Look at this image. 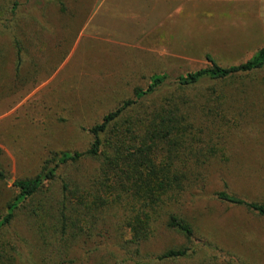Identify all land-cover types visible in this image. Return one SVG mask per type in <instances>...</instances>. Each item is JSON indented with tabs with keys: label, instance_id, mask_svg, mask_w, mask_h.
Returning a JSON list of instances; mask_svg holds the SVG:
<instances>
[{
	"label": "rangeland",
	"instance_id": "obj_1",
	"mask_svg": "<svg viewBox=\"0 0 264 264\" xmlns=\"http://www.w3.org/2000/svg\"><path fill=\"white\" fill-rule=\"evenodd\" d=\"M13 2L21 6L22 29L11 22ZM119 2L110 14L93 0H0V170L6 175L0 181L1 217L17 193L15 182L34 178L50 153L87 150L89 130L137 89L146 90L152 76L165 74L173 81L208 67L207 56L221 67L237 66L264 48L259 31L252 32L253 42L244 40L251 27L259 29L255 2L191 0L186 7L176 2L174 20L163 22V32L140 48L141 34L157 25L137 21L151 3ZM162 36L166 41L157 44ZM171 81L158 98L174 91ZM210 86L226 96V119L222 109L220 117L210 119L201 113ZM187 94L195 110L200 107L195 113L205 139L213 138L223 152L181 201L165 210L192 226V241L169 230L164 216L154 235L136 247L123 214L111 209L92 237L54 247L56 237L42 232L48 229L39 220L21 213L4 236L12 243L16 264H264V218L216 197L225 190L250 203H264V71L216 85L206 82ZM96 167L86 161L74 176L88 178ZM56 188L49 187L50 196L57 197ZM182 247L190 250L186 257L159 260L165 251Z\"/></svg>",
	"mask_w": 264,
	"mask_h": 264
},
{
	"label": "trees",
	"instance_id": "obj_2",
	"mask_svg": "<svg viewBox=\"0 0 264 264\" xmlns=\"http://www.w3.org/2000/svg\"><path fill=\"white\" fill-rule=\"evenodd\" d=\"M20 7L13 2L11 8V22L18 29L25 23L18 13ZM42 16L41 21L45 20ZM22 54L19 46V63ZM206 60L208 67L173 81L165 74L152 76L146 90L137 89L132 99L106 114L89 130L91 144L87 150L50 153L34 178L15 182L17 193L8 203L6 215L0 216V264H16L12 255L15 250L4 236L21 213L39 220L48 230L39 229L56 237L54 247L82 236L92 237L101 216L111 209L123 214L124 227L130 231L131 244L136 247L154 235L156 224L164 216L169 230L192 241V226L165 210L177 205L190 187L203 178L202 171L223 152L213 138L205 139V129L195 113L200 112V107L195 110L196 103L187 91L206 82L216 85L263 72L264 48L237 66L221 67L210 56ZM169 80L174 91L158 98V92ZM225 99L216 87L207 89L201 108L204 118L220 117ZM223 111L222 118L226 119ZM86 161L97 165L95 173L88 178L79 175V180L74 176L75 169ZM5 180V173L0 170V181ZM51 186L57 187V197L50 196ZM216 197L222 203L246 208L264 218V203H250L225 190ZM52 237L48 239L50 243ZM189 251L187 247L169 249L159 260L184 258Z\"/></svg>",
	"mask_w": 264,
	"mask_h": 264
},
{
	"label": "crops",
	"instance_id": "obj_3",
	"mask_svg": "<svg viewBox=\"0 0 264 264\" xmlns=\"http://www.w3.org/2000/svg\"><path fill=\"white\" fill-rule=\"evenodd\" d=\"M93 1H97L96 4L98 8L102 6L103 11L107 9L110 14H114L116 12V8H119V5H120L119 0H100V1L93 0ZM135 1H136L137 6H140L139 3H144V2L146 3L147 1H150L151 3V10L148 12L150 14L146 13V14L137 15V21L148 23L151 20H153L157 23V25L153 27L154 29L147 31L144 34H141L138 40L139 45H136V46H139V48L143 47L142 45L143 41L149 38L156 39L155 35L158 33L157 36H159L160 35L159 32H163V30L161 29L163 22L174 20L175 14L172 12L174 10L176 2H180V3L182 2L184 4V7L191 4L190 2L191 0H135ZM240 2H241V5L252 4L253 2H255L257 4V6L255 7L256 9L255 12L260 21V23L258 24L259 29L258 28L256 29V27L255 29L251 27L249 31L245 34L244 40L248 41L247 37H249L253 42L254 39L252 38V35L256 31H259V39L264 43V0H237V4H239ZM201 3H203V1H201ZM120 12H121V9H120ZM30 25L31 23L29 24V27H27V30L32 33V34L29 33V36L32 39L35 35L33 33V28H31ZM160 41H166V39H164V37L162 36V38H160L157 41V44H160Z\"/></svg>",
	"mask_w": 264,
	"mask_h": 264
}]
</instances>
